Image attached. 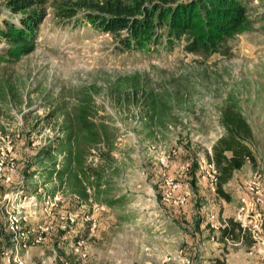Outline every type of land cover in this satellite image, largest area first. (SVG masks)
Masks as SVG:
<instances>
[{
  "label": "rangeland",
  "instance_id": "374dc122",
  "mask_svg": "<svg viewBox=\"0 0 264 264\" xmlns=\"http://www.w3.org/2000/svg\"><path fill=\"white\" fill-rule=\"evenodd\" d=\"M242 1L247 24L208 56L187 51L183 37L122 52L110 34L82 21L59 23L47 9L33 51L0 63V228L18 217L14 233L0 230V264L13 252L23 264H55L59 248L81 264H194L195 247L200 256L221 247L206 227H194L197 216L211 227L235 216L255 171L264 232V0ZM17 17L0 0V21ZM7 47L0 39V54L10 58ZM226 102L254 133L255 164L226 185L238 194L231 201L216 197V171L204 157L224 133ZM84 106L89 113L77 119ZM84 119L100 141L81 131ZM69 124L83 139L70 154ZM76 162L102 172L99 194L88 184L98 178L83 179V193L80 176H57ZM194 234L196 241L187 239ZM226 246L263 264L258 253Z\"/></svg>",
  "mask_w": 264,
  "mask_h": 264
},
{
  "label": "trees",
  "instance_id": "16d2710c",
  "mask_svg": "<svg viewBox=\"0 0 264 264\" xmlns=\"http://www.w3.org/2000/svg\"><path fill=\"white\" fill-rule=\"evenodd\" d=\"M5 5L18 17L16 20L0 21V39L8 43L5 52L10 57L0 54V63L4 59H13L33 51L35 38L48 8L52 9V14L59 23L73 21L78 24L82 21L110 34L116 40L117 49L122 52L149 51L163 42L167 47L183 37L187 51L208 56L223 50L227 39L248 22V9L242 0H5ZM79 12L80 17L77 16ZM146 103L149 109V104ZM153 107L150 104L151 112L155 110ZM78 113L80 116H76L77 119L88 114V106L80 108ZM219 123L224 128V133L212 144L210 151L204 152V157L217 171L214 184L216 197L230 201L231 196L226 185L246 163L255 164L252 148L254 133L241 110L231 102H226L219 110ZM95 126L94 122L84 119L81 131H86L90 140L100 141L97 132L93 130ZM71 129L72 125L69 124V136L64 140L67 141L69 154L83 140L82 134L78 133L80 131ZM63 145L65 146V142ZM49 173L51 172L47 174L51 176ZM56 174L58 177L74 176L76 179L80 176L77 179L80 183L78 191L83 193L86 185L82 180L98 178L88 184L97 194L100 193L98 188L102 185L99 181L102 179V172L94 168L76 162L74 168L66 165ZM116 202L117 199L104 198V204L108 206ZM203 217L202 214L197 216L194 227H206L211 232L210 238L222 243L224 247L227 241L242 244L246 248L254 245L255 239L250 231L243 228L234 216L218 217L215 228L210 226L206 217L202 220ZM174 219L176 221L178 218ZM0 230L5 233L8 231L3 225ZM196 235H189L187 239L194 241ZM198 256L195 247L190 257L194 264ZM55 260V264H81L82 261L74 252L63 248L57 250Z\"/></svg>",
  "mask_w": 264,
  "mask_h": 264
},
{
  "label": "built area",
  "instance_id": "2783aa9c",
  "mask_svg": "<svg viewBox=\"0 0 264 264\" xmlns=\"http://www.w3.org/2000/svg\"><path fill=\"white\" fill-rule=\"evenodd\" d=\"M208 164L214 168L212 163H208ZM216 176H217V171H216ZM215 182H216V178H215ZM167 183L170 184L171 186L173 185L172 181ZM246 189L248 190L247 191L248 196L247 195L239 196V207L234 218L240 222L243 228L248 229L252 237L255 239L254 245L249 247L247 250L248 254L252 255L254 253H258L260 255L259 256L260 259L262 260L261 262H263L264 264V232L262 229L263 218L261 214L262 212L260 211L259 208H257V206L260 203H262V197H263L261 172L259 171L254 172L252 177L246 182ZM16 215L17 214H12L11 216H9V220L7 222L6 228L11 229L12 232L15 231V228L17 227V223H18V217ZM216 226H214V228ZM14 237L16 238L15 235L13 236V238ZM233 244L237 245L239 243H233ZM17 246L18 244L11 246V251L14 249V247ZM13 254H14L13 257L11 258L12 263L23 264L20 256L14 252ZM11 261L10 259H8L7 264H11ZM251 264H257V262H252Z\"/></svg>",
  "mask_w": 264,
  "mask_h": 264
},
{
  "label": "crops",
  "instance_id": "0c3cea01",
  "mask_svg": "<svg viewBox=\"0 0 264 264\" xmlns=\"http://www.w3.org/2000/svg\"><path fill=\"white\" fill-rule=\"evenodd\" d=\"M251 165H252L251 163H246L240 170H243V171L249 170ZM235 175H236V172H235ZM230 196L232 200V197L235 198L238 196V194H236L235 196H232L230 194ZM219 199H222V198H219ZM227 216H234V214L223 215L220 217H227ZM219 244H221V247L211 249L212 251L211 254L209 252H206L205 250L201 256L199 253L200 259L197 258L195 263L196 264H251L252 262H254L253 261L254 259L249 257L245 251L242 253H238L237 250H233L231 247H227V246L224 247L222 243H219ZM238 245H241L243 249H245L246 251L248 250V248H246L242 244H237V246ZM217 260H219L220 263H218Z\"/></svg>",
  "mask_w": 264,
  "mask_h": 264
}]
</instances>
